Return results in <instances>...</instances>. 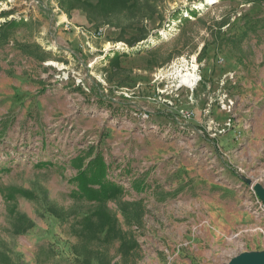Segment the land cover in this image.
I'll list each match as a JSON object with an SVG mask.
<instances>
[{"label": "rangeland", "instance_id": "obj_1", "mask_svg": "<svg viewBox=\"0 0 264 264\" xmlns=\"http://www.w3.org/2000/svg\"><path fill=\"white\" fill-rule=\"evenodd\" d=\"M60 1L0 0V30L21 22L0 31V264L264 251L245 181L264 184V0H152V17L102 20ZM91 150L124 189L104 207L72 194L70 163ZM101 207L109 237L84 220Z\"/></svg>", "mask_w": 264, "mask_h": 264}, {"label": "trees", "instance_id": "obj_2", "mask_svg": "<svg viewBox=\"0 0 264 264\" xmlns=\"http://www.w3.org/2000/svg\"><path fill=\"white\" fill-rule=\"evenodd\" d=\"M152 0H98L97 4H93L89 0H61L62 7L71 12L75 9H84L93 19H107L111 16L126 14L132 18L143 19L152 17L156 13ZM21 22L11 21L5 23L2 30L16 29L20 27ZM0 30V31H2ZM0 35V41H6L10 35ZM71 167L78 171L73 179L74 186L77 190L72 191L78 198L91 202H97L102 207L112 200L119 199L124 194V189L117 183L108 179L109 165L101 153H95L93 150L80 154L72 159ZM144 187L135 186V191L143 192ZM96 210L90 217L84 220L88 224H92L93 218H97L101 223L99 226L93 227L98 229L97 233L105 232V237H109L116 228V219L111 216L105 208ZM88 264H91L88 262Z\"/></svg>", "mask_w": 264, "mask_h": 264}, {"label": "water", "instance_id": "obj_3", "mask_svg": "<svg viewBox=\"0 0 264 264\" xmlns=\"http://www.w3.org/2000/svg\"><path fill=\"white\" fill-rule=\"evenodd\" d=\"M246 183L252 186L256 196L264 202V184L253 183L245 179ZM228 264H264V251L244 252L230 260Z\"/></svg>", "mask_w": 264, "mask_h": 264}, {"label": "bare ground", "instance_id": "obj_4", "mask_svg": "<svg viewBox=\"0 0 264 264\" xmlns=\"http://www.w3.org/2000/svg\"><path fill=\"white\" fill-rule=\"evenodd\" d=\"M181 78H182V83L187 85L193 84L194 81L197 80V76L194 73H187L185 75H182Z\"/></svg>", "mask_w": 264, "mask_h": 264}, {"label": "built area", "instance_id": "obj_5", "mask_svg": "<svg viewBox=\"0 0 264 264\" xmlns=\"http://www.w3.org/2000/svg\"><path fill=\"white\" fill-rule=\"evenodd\" d=\"M256 203H258L257 205V210H261V211H264V202H262L258 197H257V200H256Z\"/></svg>", "mask_w": 264, "mask_h": 264}]
</instances>
